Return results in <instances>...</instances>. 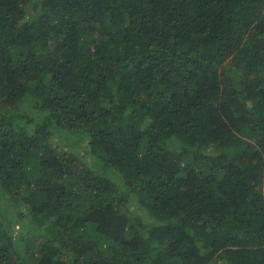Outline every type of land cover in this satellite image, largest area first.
Returning <instances> with one entry per match:
<instances>
[{"label":"trees","instance_id":"obj_1","mask_svg":"<svg viewBox=\"0 0 264 264\" xmlns=\"http://www.w3.org/2000/svg\"><path fill=\"white\" fill-rule=\"evenodd\" d=\"M0 264H264V0H0Z\"/></svg>","mask_w":264,"mask_h":264},{"label":"rangeland","instance_id":"obj_2","mask_svg":"<svg viewBox=\"0 0 264 264\" xmlns=\"http://www.w3.org/2000/svg\"><path fill=\"white\" fill-rule=\"evenodd\" d=\"M56 142H57L56 144H62V145L70 144L71 150L75 152L76 154H78L88 165H92L93 163L96 162V158L94 157V155L90 153L87 142L77 141L75 140V138H71L65 141L56 140Z\"/></svg>","mask_w":264,"mask_h":264}]
</instances>
